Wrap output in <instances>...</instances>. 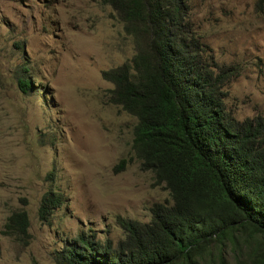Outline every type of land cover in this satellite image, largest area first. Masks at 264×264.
Here are the masks:
<instances>
[{
    "label": "rangeland",
    "instance_id": "rangeland-1",
    "mask_svg": "<svg viewBox=\"0 0 264 264\" xmlns=\"http://www.w3.org/2000/svg\"><path fill=\"white\" fill-rule=\"evenodd\" d=\"M185 6L206 65L227 76L225 110L235 121L264 118V0ZM133 52L103 0H0V230L17 210L29 224L24 246L0 235V264H54V252L78 235L114 246L123 238L117 216L147 223L153 204L170 203L133 155L136 120L109 101L112 85L101 78ZM19 78L29 83L25 94ZM47 191L61 204L40 223ZM239 252L226 249L229 264Z\"/></svg>",
    "mask_w": 264,
    "mask_h": 264
},
{
    "label": "trees",
    "instance_id": "trees-1",
    "mask_svg": "<svg viewBox=\"0 0 264 264\" xmlns=\"http://www.w3.org/2000/svg\"><path fill=\"white\" fill-rule=\"evenodd\" d=\"M103 2L134 52L101 78L112 85L109 101L136 120L133 155L170 203L153 204L147 223L117 216L123 238L114 246L78 235L54 252V264H229L227 248L240 249L235 264H264V118L235 121L225 110L227 76L206 65L185 0ZM17 85L30 89L22 78ZM60 204L57 193L42 194L38 222ZM28 226L26 212L13 211L0 235L24 246Z\"/></svg>",
    "mask_w": 264,
    "mask_h": 264
}]
</instances>
